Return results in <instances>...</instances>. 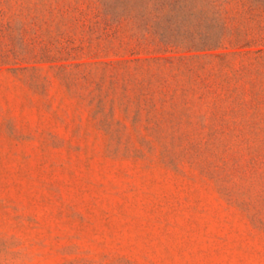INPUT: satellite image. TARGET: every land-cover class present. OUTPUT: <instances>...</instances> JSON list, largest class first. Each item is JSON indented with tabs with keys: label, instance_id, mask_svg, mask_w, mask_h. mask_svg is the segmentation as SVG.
Returning a JSON list of instances; mask_svg holds the SVG:
<instances>
[{
	"label": "rangeland",
	"instance_id": "obj_1",
	"mask_svg": "<svg viewBox=\"0 0 264 264\" xmlns=\"http://www.w3.org/2000/svg\"><path fill=\"white\" fill-rule=\"evenodd\" d=\"M0 264H264V0H0Z\"/></svg>",
	"mask_w": 264,
	"mask_h": 264
}]
</instances>
